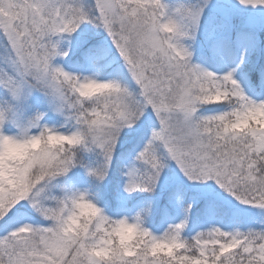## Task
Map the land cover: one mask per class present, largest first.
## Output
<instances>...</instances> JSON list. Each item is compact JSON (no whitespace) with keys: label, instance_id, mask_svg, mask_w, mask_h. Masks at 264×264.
<instances>
[{"label":"snow or ice","instance_id":"snow-or-ice-1","mask_svg":"<svg viewBox=\"0 0 264 264\" xmlns=\"http://www.w3.org/2000/svg\"><path fill=\"white\" fill-rule=\"evenodd\" d=\"M0 264H264V0H0Z\"/></svg>","mask_w":264,"mask_h":264}]
</instances>
